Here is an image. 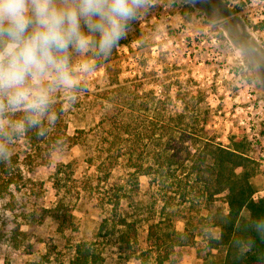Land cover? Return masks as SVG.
<instances>
[{"label":"rangeland","instance_id":"obj_1","mask_svg":"<svg viewBox=\"0 0 264 264\" xmlns=\"http://www.w3.org/2000/svg\"><path fill=\"white\" fill-rule=\"evenodd\" d=\"M263 20L264 0H151L113 58L104 64L91 53L74 59L85 90L74 102L70 93L54 94L43 118L49 137L38 150L12 131L20 113L0 118V143L12 158L0 168V184L8 173L13 181L0 198V264H68L81 241L96 243L100 264H155L148 225L166 216L176 231L191 234V242L174 246L163 264H221L224 251L208 243L218 228L206 220L201 202L190 193L192 200L180 203L177 186L161 187L154 174H139L137 187L131 186L126 180L134 168L126 158L131 152V163L150 162L154 146L147 133L162 104L188 114L206 111L209 136L226 146L241 139L256 162L254 186L264 187ZM89 64L96 67L86 73ZM122 117L129 133L110 144ZM102 159L104 167L114 163L106 179ZM115 183L130 191L119 210L137 221L133 253L119 250L112 233L97 235L111 216L102 197ZM30 212L43 215L42 222L25 224L22 215ZM16 227L26 236L18 234L14 247L2 234Z\"/></svg>","mask_w":264,"mask_h":264},{"label":"trees","instance_id":"obj_2","mask_svg":"<svg viewBox=\"0 0 264 264\" xmlns=\"http://www.w3.org/2000/svg\"><path fill=\"white\" fill-rule=\"evenodd\" d=\"M261 27L264 28V20L261 22ZM121 44H126V41L122 40ZM115 54L116 49L107 60L102 61V64L113 58ZM105 71H108L106 65ZM114 84L117 89L122 87L117 79H114ZM161 107L163 109L153 117L154 120L150 121L151 127L147 133V138L151 139L154 146L152 159L149 163L139 161L131 163L132 153L129 152L126 160L134 171L129 174L126 183L136 188L139 174H154L161 187L170 188L172 184L177 186L180 203L190 202L192 199L187 195L193 194L206 210V220L211 226L218 228V235L210 236L208 243L210 247L221 248L224 251L221 264H264V238L253 231V225L264 218V195L254 197L256 188L251 179L256 172V162L247 156L245 143L241 139H236L230 146H226L215 141L209 136L206 111L188 114L184 110H168L164 104ZM117 124H119L118 130L111 133L114 140L112 143L111 139L110 144H114L117 139L123 140L122 137L129 133L130 123L123 117ZM155 132H158L156 138H154ZM21 133L26 142L32 146L33 151L38 150L40 143L47 141L46 138L49 137L44 121L42 127L27 129ZM110 158L113 162L118 160L116 155H111ZM113 162L107 163L105 167L104 159L99 163L103 166L105 179L109 178L114 167ZM5 164L0 162V168L6 166ZM53 181L55 185L58 184V178ZM12 182V173H8L6 181L0 184V198L2 192ZM124 185L125 183H115L109 192L103 195L102 200L107 196L103 202L111 205V216L102 219L97 235H103L101 234L103 230L105 234L112 233L119 250L133 253L137 244V221L128 219L126 214L120 213L119 210L121 199L130 195L128 193L130 191ZM219 198L222 204L217 202ZM34 214L30 212L22 215L25 224L42 222L43 215L36 219ZM162 223L164 227H161ZM162 223L156 221L148 225V235L153 246L158 250L154 258L155 264H163L174 246L191 242V234L176 231L168 216ZM260 230L264 232V226H261ZM18 234L26 236V232L19 231L18 227L11 230L9 235L2 234V236L11 245L17 247ZM102 260L103 256L94 241H81L74 245L68 264H100Z\"/></svg>","mask_w":264,"mask_h":264},{"label":"clouds","instance_id":"obj_3","mask_svg":"<svg viewBox=\"0 0 264 264\" xmlns=\"http://www.w3.org/2000/svg\"><path fill=\"white\" fill-rule=\"evenodd\" d=\"M151 0H0V118L20 113L12 131L43 126L54 94L84 91L74 59L91 53L107 60L128 38L132 25ZM87 65L86 73L95 70ZM0 162L10 163L0 143ZM264 218L253 225L261 238Z\"/></svg>","mask_w":264,"mask_h":264},{"label":"built area","instance_id":"obj_4","mask_svg":"<svg viewBox=\"0 0 264 264\" xmlns=\"http://www.w3.org/2000/svg\"><path fill=\"white\" fill-rule=\"evenodd\" d=\"M263 195H264V187L259 191H255V193H254V197H259V196H263Z\"/></svg>","mask_w":264,"mask_h":264},{"label":"crops","instance_id":"obj_5","mask_svg":"<svg viewBox=\"0 0 264 264\" xmlns=\"http://www.w3.org/2000/svg\"><path fill=\"white\" fill-rule=\"evenodd\" d=\"M251 181H252V183L255 185V183L253 182V180H252V179H251ZM261 189H262V188H261ZM261 189H257V188H256V191H259V190H261Z\"/></svg>","mask_w":264,"mask_h":264}]
</instances>
